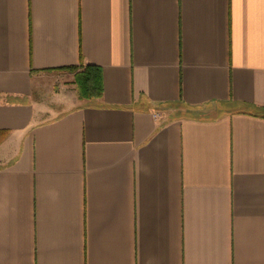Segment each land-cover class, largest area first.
Listing matches in <instances>:
<instances>
[{
    "label": "crops",
    "instance_id": "crops-1",
    "mask_svg": "<svg viewBox=\"0 0 264 264\" xmlns=\"http://www.w3.org/2000/svg\"><path fill=\"white\" fill-rule=\"evenodd\" d=\"M0 264H264V0H0Z\"/></svg>",
    "mask_w": 264,
    "mask_h": 264
},
{
    "label": "trees",
    "instance_id": "trees-1",
    "mask_svg": "<svg viewBox=\"0 0 264 264\" xmlns=\"http://www.w3.org/2000/svg\"><path fill=\"white\" fill-rule=\"evenodd\" d=\"M61 70L74 73V82L81 98L94 99L102 96L103 83L100 67L87 65L79 69L77 66H70Z\"/></svg>",
    "mask_w": 264,
    "mask_h": 264
}]
</instances>
